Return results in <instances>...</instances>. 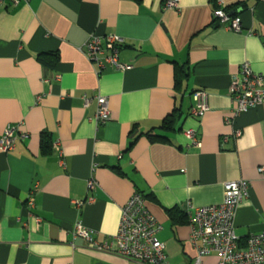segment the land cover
I'll return each instance as SVG.
<instances>
[{"label": "crops", "instance_id": "obj_1", "mask_svg": "<svg viewBox=\"0 0 264 264\" xmlns=\"http://www.w3.org/2000/svg\"><path fill=\"white\" fill-rule=\"evenodd\" d=\"M167 1L0 2V137L15 128L13 148L0 149V264H140L72 236L79 223L110 242L135 192L161 226L170 264H193L196 255L187 203H221L228 181L249 183L234 216L240 246L264 230V101L225 121L241 63L264 74V0ZM218 8L238 14L241 31L213 18ZM110 34L122 38L125 67L96 74L82 45ZM197 89L208 94L200 118L190 112ZM98 94L110 111L100 125ZM190 129L199 146L186 136ZM217 262L211 252L200 264Z\"/></svg>", "mask_w": 264, "mask_h": 264}, {"label": "built area", "instance_id": "obj_2", "mask_svg": "<svg viewBox=\"0 0 264 264\" xmlns=\"http://www.w3.org/2000/svg\"><path fill=\"white\" fill-rule=\"evenodd\" d=\"M3 0H0V2ZM11 4H17L20 0H9ZM178 0H169L166 7H177ZM221 3V0H216ZM215 18L223 26L234 31H241L239 16H233L223 8L213 11ZM123 46L122 38L116 34L98 37L91 35L82 45L86 58L95 66L96 74L111 65L117 69L125 66L119 62V51ZM240 77H234L229 84V93L236 106L232 115L225 118L229 124L241 112L260 105L264 101V74L254 72L248 62L241 63L239 67ZM95 122L100 125L110 119L107 98L103 95L96 97ZM191 114L200 118L208 111V94L203 89L194 90L191 93ZM85 99L84 103L87 104ZM15 128L7 127L0 137V149L8 151L13 148ZM194 145L199 146L195 131L190 129L185 132ZM240 129L234 130L232 136L239 137ZM227 137L222 141L226 142ZM55 152L62 156L57 143L53 144ZM93 167L95 164L92 165ZM263 171L264 167H260ZM96 186L94 178L87 180L89 190ZM249 183L246 180L228 181L224 183V194L221 203L215 205L193 207L186 205L188 224L190 228L189 240L196 250L193 264H200L201 258L211 252L218 255L217 264H264V230L250 234L240 246L234 231V216L240 201L247 196ZM80 206L82 201H76ZM33 206L32 193H28L26 207ZM39 222V219H37ZM160 224L150 213L141 194L135 192L121 208V217L117 232L110 242H98L93 236V231L77 223L72 232L73 238H81L89 248L107 251L117 254L140 264H170L164 252V244L157 238ZM115 243V246L113 244Z\"/></svg>", "mask_w": 264, "mask_h": 264}, {"label": "trees", "instance_id": "obj_3", "mask_svg": "<svg viewBox=\"0 0 264 264\" xmlns=\"http://www.w3.org/2000/svg\"><path fill=\"white\" fill-rule=\"evenodd\" d=\"M225 10V9H224ZM233 16H238V14H236V13H233L232 14ZM240 18V17H239ZM240 21H241V19H240ZM57 58H54V61L56 60ZM193 92V91H192ZM175 118H171V119H168L167 121H163V124H165V127H164V129H169V128H172V125H173V123L175 122ZM147 135L149 136V138L150 139H163L164 138V135L162 136V135H158V134H155V133H150V132H148L147 133ZM139 194H141V193H139ZM142 195V197L145 199V196L143 195V194H141ZM169 211V214L171 215V216H176V210H175V208H173V209H170V210H168ZM184 213V212H183ZM185 214V213H184ZM186 215V214H185ZM187 218H188V216H187Z\"/></svg>", "mask_w": 264, "mask_h": 264}]
</instances>
